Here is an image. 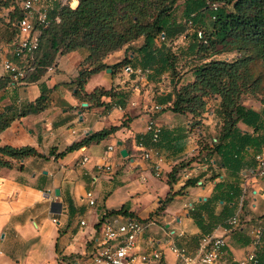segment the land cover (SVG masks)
<instances>
[{
	"label": "crops",
	"instance_id": "1",
	"mask_svg": "<svg viewBox=\"0 0 264 264\" xmlns=\"http://www.w3.org/2000/svg\"><path fill=\"white\" fill-rule=\"evenodd\" d=\"M9 5L0 8V26L6 35L17 31L3 25L10 20ZM12 22L16 25V20ZM15 33L0 42V75L6 74L2 62L12 56L11 39ZM142 39L133 44L140 45ZM114 53L124 55L125 47ZM83 56L80 50L58 55L53 69L46 70L39 79L8 84L0 90V114H15L0 131V145H32L45 155H30L0 168V264H71L97 245L105 218L119 219L125 212L155 221L138 237L139 251L163 249L160 260L138 264H182L169 244L185 246L193 252L199 235L209 225L212 232L226 237L221 264H235L251 248V225L264 215V178L255 176L253 170V174L244 173L246 155L236 170L231 162L224 164L220 153L202 149L199 142L210 130V120L203 118L202 125H195L190 113L167 108L171 103L170 89L153 95L149 83V88L141 92L137 83L148 82L142 73L133 72L136 90L131 88L129 92L132 86L127 78L131 73L125 72L127 76L121 80L112 69L104 68L91 74L76 94L75 80ZM41 84L49 88L47 106L19 116L21 107L40 95ZM111 87L116 94H90L97 88ZM120 98L125 100L121 105ZM155 103L161 106L152 114L161 125L160 176L151 168L152 159L141 156L138 144L150 145L145 130L149 114L146 110ZM110 125L118 127L99 140L84 141L79 148L58 155L73 141ZM236 126L241 132L251 127L241 120ZM109 144L113 148L106 152ZM122 148L127 150L126 155L121 154ZM249 150L252 169L253 150ZM83 154L88 155V160L81 163ZM108 161L110 169H98L99 164ZM179 163L185 166L172 178L168 171ZM205 163L209 164L206 169ZM248 180L252 186L250 199L246 192ZM234 187L239 193L232 196ZM55 188H59V194ZM88 189L94 190V205H89L85 197ZM53 201L57 202L54 207ZM233 214L239 216L237 227L228 223ZM257 255L259 264H264V234Z\"/></svg>",
	"mask_w": 264,
	"mask_h": 264
},
{
	"label": "trees",
	"instance_id": "2",
	"mask_svg": "<svg viewBox=\"0 0 264 264\" xmlns=\"http://www.w3.org/2000/svg\"><path fill=\"white\" fill-rule=\"evenodd\" d=\"M214 2L218 3L216 8L211 7ZM5 5L8 6L7 3ZM180 5L187 25L184 31L174 29L176 21L172 17L174 10ZM14 10L13 19L7 23L19 17L18 6H14ZM55 13L59 20L55 19ZM204 16L213 20L208 31L197 25ZM11 25L15 31L16 25L13 22ZM189 27L198 28L193 29L192 34L195 37L199 35V38L196 45L189 42L187 48L197 53L201 52L199 55L201 59L193 66L194 77L191 81L180 89L175 85L172 87L169 95L171 103L167 108L188 112L194 119L205 111L204 97L211 95L219 97L222 106L234 112L236 117L229 123H224L222 133L211 145L213 147L207 149L212 153H220L224 164L226 161L231 162L237 170L243 153L250 151L249 149L254 151L264 143V135L257 137L259 135L255 136L252 131L241 132L236 126L237 122L241 120L255 128L259 124L261 113L253 108H246L239 102L241 91L237 81L247 59L244 56L227 59L219 55L225 51L243 49L247 44L253 43L255 53L264 60V0H78L73 6L62 5L56 11L50 12L46 25L39 27L34 67L22 80L30 82L39 79L48 65L54 66L58 55L73 50H85L75 80L78 94V90L91 74L106 67L114 71L117 64L124 66L131 65L133 61L137 62L134 54L132 57L125 55L112 64L104 61L108 53L123 47L125 50L132 47V50L139 54L138 62L143 65L142 69H149L147 73L155 71L161 75L166 69L173 73L176 55L167 46L171 45L173 36L178 33L184 32L185 36L188 35ZM160 33L164 34L162 40L158 39ZM140 37L143 38L141 44L134 46L133 41ZM10 58H13V55ZM9 83L10 77L7 73L0 75V90ZM113 88H97L90 94H116L117 90ZM48 92L49 88L41 84L40 95L22 106L17 114L20 116L42 110L50 101ZM120 100L123 101L119 102ZM123 102L124 98L118 99L120 105ZM14 116V113L0 114V131L9 125ZM117 127L110 125L82 140L73 141L58 155L79 148L84 141L99 140ZM30 155L45 156L32 145H0V168L10 167L14 160L22 161ZM183 166L185 165L180 163L172 165L168 171L169 176L174 178L175 172ZM235 191L234 187L232 196L239 193V189L237 193ZM56 204L57 202L53 201L51 206L54 207ZM211 226H206L207 229L203 232L212 231Z\"/></svg>",
	"mask_w": 264,
	"mask_h": 264
},
{
	"label": "built area",
	"instance_id": "3",
	"mask_svg": "<svg viewBox=\"0 0 264 264\" xmlns=\"http://www.w3.org/2000/svg\"><path fill=\"white\" fill-rule=\"evenodd\" d=\"M17 2L20 15L16 20L17 31L11 39L13 58L6 57L2 62L4 70L10 77L9 84L12 85L25 83L26 81L22 80L23 77L33 69L34 51L39 43V27L48 23L50 12L56 11L62 5L73 6L78 0H17ZM217 4L214 2L211 7L216 8ZM54 16L56 20H59L56 13ZM163 38L164 34L160 33L158 39L162 40ZM53 67V65H48L46 70H52ZM123 70L127 73L136 72L139 74L149 71V69L141 67L134 68L130 64L124 65ZM160 109L161 106L155 103L147 107L146 110L149 114L145 130L149 134L150 145L142 146V143L138 141V144L141 145V156L152 159L151 168L156 176L162 174L163 156L158 147L161 125L152 114ZM112 148L113 145L109 144L105 151H110ZM87 160L88 155L83 154L80 162L84 163ZM253 162L254 175L264 178V143L253 151ZM208 166L209 164L205 163L203 168L206 169ZM104 167L110 169L111 163L108 161L98 165V169ZM85 197L89 205L96 203L93 189H88L85 192ZM80 223L84 224L85 220L81 219ZM153 223H155L153 219H141L130 213H122L119 219L107 217L100 224L101 237L97 245L80 257L78 255L71 264H138L149 260H160L163 255L162 248L157 247L149 251H139L137 248L138 237L149 224ZM228 223L233 227L239 226V216L233 214L229 217ZM263 234L264 215L251 225L249 230L251 248L235 264H259L257 248L262 242ZM226 242L225 235L207 231L199 235L193 252H189L185 246L175 243L169 244V248L182 264H221V256Z\"/></svg>",
	"mask_w": 264,
	"mask_h": 264
},
{
	"label": "rangeland",
	"instance_id": "4",
	"mask_svg": "<svg viewBox=\"0 0 264 264\" xmlns=\"http://www.w3.org/2000/svg\"><path fill=\"white\" fill-rule=\"evenodd\" d=\"M7 3L8 5H12L10 7L11 10L8 12V17L12 20L14 15V6H18L17 0H0V8H2L3 5ZM9 5V6H10ZM184 14L182 13V7L178 6L174 10V14L172 17L175 19V26L174 29L184 31L186 28V24L184 22ZM0 19H2V16H0ZM3 24L4 26H9L13 29V26L11 25V22ZM213 20H210L208 17L204 16L197 25L202 28L204 31H208L212 27ZM195 29H198L196 27H189L188 28V35L185 36V33H178L177 35L173 36V40L170 46H167L170 48V50L176 55V61H175V68L174 72L171 73L170 69H166L161 75H158L153 71L151 74L144 72V74L148 80V82H138L139 88L141 89V92L146 91V89L149 88L148 84L151 83V93L153 95H160L161 89H172V87L175 85L176 88H179L187 82L191 81L194 77L192 71L194 64L201 59L199 55H201V52L197 53L195 50H190L187 48L189 42H192L196 45L197 40L199 38V35L195 37L194 34H192ZM13 31H10L8 35H6L3 32L2 26H0V42L4 40H8L12 37ZM134 45V44H133ZM135 46V45H134ZM81 52H85V50H80ZM128 51V52H127ZM131 51V52H130ZM115 51H112L108 53L105 57L106 61L108 63H115L119 60H121L125 55H129L128 53L134 54L136 61H133L131 63L132 67H142L143 65H140L138 62L139 54H136L134 50H132V47H129L128 50H125L124 55H119L117 53H114ZM238 56H244L246 60V65L243 69L240 70L239 77H238V85L240 88V98L239 102L244 105L246 108H259L261 113V119L259 120V124L254 128L253 125L250 127V131H252L253 134L257 137H261L264 135V60L255 53L254 45L253 43H249L245 46L243 49H233L229 51H225L219 55L221 58H227V59H233ZM130 57V56H129ZM106 70V68H105ZM114 73H117L119 78L121 80L125 79V76L127 74L123 70V64H117L114 68ZM136 73H131L129 75V78H127L128 83L132 86L129 89V92H131V88L136 90L135 82L132 81V79L135 77ZM147 74L150 76L148 77ZM131 79V80H130ZM145 81V80H144ZM114 89V88H113ZM150 93V92H149ZM79 94V90H78ZM205 99V111L200 115L196 116L193 120L195 121V125L203 124V118H207L210 120V122L207 124L208 129L205 136H201V140L199 142L200 147L203 148H212L215 140L213 137L219 136L223 131V125L224 123H229L232 121L236 114L232 111H230L227 107L222 106L220 103V98L211 95L204 97ZM123 101V100H122ZM121 100L119 102H122ZM205 137V138H203ZM243 155L247 156L244 173L246 175L253 174L251 169V152H244ZM246 176H243V179H245ZM242 179V180H243ZM250 183V184H249ZM251 180H248L246 183V192L248 193V199H250L252 195L251 191Z\"/></svg>",
	"mask_w": 264,
	"mask_h": 264
},
{
	"label": "water",
	"instance_id": "5",
	"mask_svg": "<svg viewBox=\"0 0 264 264\" xmlns=\"http://www.w3.org/2000/svg\"><path fill=\"white\" fill-rule=\"evenodd\" d=\"M106 70L107 71H111V68L110 67H107ZM83 103L85 104L86 102H83ZM79 117L81 119L82 118V115L80 114ZM118 143H120V141H118ZM120 152H121L122 155H126L127 154V150L125 148H122ZM54 191H55L56 194H59V188H55Z\"/></svg>",
	"mask_w": 264,
	"mask_h": 264
}]
</instances>
